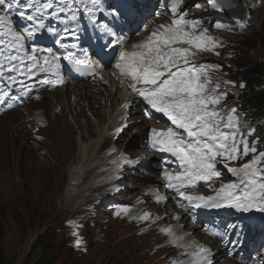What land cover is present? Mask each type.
Instances as JSON below:
<instances>
[{
	"label": "snow or ice",
	"instance_id": "6c2138e0",
	"mask_svg": "<svg viewBox=\"0 0 264 264\" xmlns=\"http://www.w3.org/2000/svg\"><path fill=\"white\" fill-rule=\"evenodd\" d=\"M205 3L220 13L236 7L234 0H205ZM125 5L127 11L123 6L109 5L112 9L110 26V23L98 22L96 13L102 10L101 0H23V3L22 0H0V81L4 82V86H0V105L6 103L11 108L14 102H22L32 91L19 77L46 85L62 84V60L77 69L97 74V66L87 54L78 57L73 51H67L61 57L53 48L27 45L37 33L46 29L56 37L54 44L59 48L75 49L77 43L63 42L66 38L78 39L76 30L67 25L86 16L93 25L98 24V31L109 38L108 44L119 48L113 74L128 81L130 95L143 105L142 114L151 119L153 113H159L170 122L171 126L166 129L151 128L147 146L175 158L177 169L165 167L161 177L164 187L178 198L177 206L193 218L199 209L264 214V150H259L260 137L253 138L257 129L239 115L238 105L224 104L229 93L221 90L222 86H235L236 82L213 77L211 73L218 70L219 65L195 60L200 53L219 55L216 49L223 47L222 42L209 34L210 29L202 19L190 16L185 0H157L158 10L154 15L164 16L168 22L155 25L129 50L124 47L127 40L115 21L130 15L132 10L137 15L142 13L138 0H125ZM193 7L200 9L203 5L195 2ZM16 18L28 23L18 26ZM45 20H56L65 26L61 32ZM237 23L241 28L246 26L242 20ZM213 26L217 30L229 27L219 22ZM39 74H43V79ZM15 85L19 87L14 93ZM240 87L245 85L241 83ZM35 98L40 99L39 96ZM121 107L131 110L133 101H126ZM112 163L119 168L139 161L121 154ZM221 164L232 178L228 182L222 180ZM216 184L219 186L215 187ZM199 186L209 188L211 194H193L191 190ZM152 195L157 202L168 200L158 191ZM116 209L117 216L131 214L129 205H116ZM131 219L149 221L152 218L150 213L143 212L131 215ZM159 219L162 218H155ZM70 223L74 229L81 227L75 221ZM159 231L168 236L169 246L179 250V256L171 258L170 264H213L212 249L188 240V233L177 234L171 226L161 227ZM71 234L76 237L75 246L80 247L83 238L79 231L73 230Z\"/></svg>",
	"mask_w": 264,
	"mask_h": 264
},
{
	"label": "rangeland",
	"instance_id": "374dc122",
	"mask_svg": "<svg viewBox=\"0 0 264 264\" xmlns=\"http://www.w3.org/2000/svg\"><path fill=\"white\" fill-rule=\"evenodd\" d=\"M195 2L201 3L203 7H193ZM203 3L205 0H186V7L193 10L190 16L202 19L208 25V19L218 15L213 23L219 22L229 27L223 30L227 34H220L217 38L223 44V47L218 48L223 58L219 60L218 55H212L213 58L204 59L200 63L219 65L225 79L236 82L235 86H222L221 90L229 93L224 104L229 107L238 105L239 115L243 120L256 127L253 138L260 137L259 150H264V0L263 7L254 9L255 14H261V22L252 25L256 34L251 38L233 36L234 31L241 29L238 21L226 18L223 13L220 14ZM244 6L247 24L252 8L245 3ZM163 21L168 22L165 17ZM241 83L245 87L241 88ZM76 91L78 95L85 97L79 107L75 97L68 94V89L66 92L52 93L51 96L41 95L40 99H30L19 109L0 117V264L39 262L45 254L44 240L39 237L49 234L54 236L50 245L53 253L50 255L58 258L56 264H167L169 259L165 254L163 257L160 254L147 256L148 246L156 248L166 245L164 241H154L155 237L143 239L141 234L132 236L134 226H140L143 222L130 225L129 221L115 215L116 205L128 204L131 206V214L144 212L146 208L155 205L150 199L141 198L142 191L137 188V185L141 187L156 181V177L151 175L146 180L145 176L149 173L147 168L126 171L113 189L97 188L95 193L107 198L102 202L85 204L87 197L84 199L81 193L73 196L68 203L67 200L62 201L67 194L68 168L76 162L79 152L78 136H83V143L88 142L86 133L77 130L78 124H84L88 118L95 122V113H102L101 99L97 96L101 92L100 87L91 83ZM67 94L68 100H65ZM57 101H61V105ZM257 110L261 113L255 117ZM134 117L136 120L140 118L137 113ZM33 118L38 124L35 129L28 125L29 119ZM113 126L107 143L101 150L107 152L115 145L126 148L128 140L132 139L135 146H128L127 150L140 152L137 150L140 140L136 135L137 131L143 130L142 124L122 137L115 136V139L112 136ZM59 129L66 134V138L62 137ZM113 157L115 155H109L96 162L87 174L86 181L95 175L99 166L112 161ZM153 163L155 161L149 165ZM219 167L224 173V182L232 179L222 164ZM116 188L120 191H115ZM209 190L207 187L202 188L200 194L203 191L210 193ZM113 193L116 195L109 199ZM135 195V198L141 199L142 204L128 203L135 200ZM164 203L163 201V205ZM195 216L196 214L194 218ZM72 221L81 227L74 229L70 223ZM238 223L241 222H235V225ZM244 225H248L247 231ZM73 230L79 231L83 238L80 247L75 246L76 237L71 234ZM243 231L249 234L247 221L240 224L239 237ZM240 248L241 246L236 249V253ZM169 250L167 247L166 251ZM261 260H264V248L261 250Z\"/></svg>",
	"mask_w": 264,
	"mask_h": 264
},
{
	"label": "bare ground",
	"instance_id": "6f19581e",
	"mask_svg": "<svg viewBox=\"0 0 264 264\" xmlns=\"http://www.w3.org/2000/svg\"><path fill=\"white\" fill-rule=\"evenodd\" d=\"M242 1L246 5L248 4L250 8H252L251 18L249 20V23H247L245 27L237 31H234L233 36H240V37L246 36L248 38H251L254 34H256V30L252 27V25H255L261 22V14L260 13L255 14L254 9L255 7H259V6L263 7L262 0H242ZM185 3H186V0H185ZM188 9H189V14H190L193 10L190 9L189 7ZM222 15L224 16V14ZM217 17L218 15H215V16H212L213 19L212 18L208 19V25L204 23L205 27H208L210 29L209 34L214 36L216 39L219 37L220 34L222 35L227 34L223 30H217L214 28L213 21ZM159 23H166V21L163 22V20L160 19L159 22L153 24V27ZM151 30H147L146 33L150 32ZM125 48L130 50L131 44L126 45ZM216 51L220 53L218 56H219V60H221L223 58V54L221 53V50L217 48ZM212 55H216V54L211 53V52L200 53L195 58V60L197 63H200L204 59L213 58ZM211 64H215V63H211ZM211 75L213 77L220 78L221 80H226L222 74V71H220L219 69L211 73ZM107 81L109 82L108 85L105 86L102 84L101 88L103 91H101L97 95L101 99L102 113L100 112L95 113L97 115V116H94L97 118L95 122H91L90 118H88L86 119L87 121L84 124H81V125L78 124V127H77L78 131H80L81 133L82 132L86 133V136L88 137V142L83 143V136L82 135L78 136L79 152H78L77 159L75 162L76 164L75 163L71 164L68 168L69 181L67 183V188H66L67 194L62 200V201L67 200V203L68 201L73 199V196L79 193L83 195L84 199L87 197L84 201L86 202L85 204L91 205L93 203L102 202L106 200L107 198H105L103 194H96L95 191L99 187L113 189L116 185L119 184V179L122 174L121 172H119L120 170L115 169L113 167L114 164L112 163V161L118 159V157L121 154L128 155L131 159H135V158L138 160L140 158L147 159L145 156L141 155L143 154L141 152L137 153V152H133L132 150L131 151L127 150L128 146H132V147L135 146L132 142V139L128 140V146L126 148H124L123 145L122 146L115 145L113 146V148H111L107 152H104L103 150H101L107 143V140L109 138V133H111L112 125H114L113 126L114 133L112 135L114 138L115 136H118V137L124 136L127 132L134 130L136 126H140L141 124V123H136L135 125L130 124V125H127L126 128H124V125L127 124L126 121L128 119L126 116L121 118L118 125L117 123H114L116 119V112L118 108L120 107V102L121 101L123 102L127 99V93L126 91L121 90L120 85L114 79L112 78L107 79ZM68 89H69L68 94L75 97L76 105L79 107L80 104L85 101L84 100L85 97H83L81 94L78 95L76 90L79 88L76 86L64 88L60 90V92H66ZM68 94L65 96V100H68ZM49 95L51 96L52 94H49ZM94 95L96 96L95 93ZM56 103L61 105V101H57ZM83 116L84 114L82 113V117ZM28 125L31 127V129H35L38 124H37L36 119L33 118V119H29ZM169 126L171 125H170V122L167 121V118L163 117L162 114L156 113V118L154 122L148 123L145 127H143V131L146 135H149L151 134L150 130L153 127L160 130V129H166ZM122 128H123V131H121ZM58 131L60 132L63 138H66L65 133H63L60 129ZM92 136L95 138H93ZM112 149H115L116 151L112 152L111 151ZM109 155H115V158L113 157L114 159L112 158V161H109L99 166L96 172L94 173L95 175L89 181L87 180L88 181L87 182L86 176L90 172L92 167L95 165V163L98 162L99 160L105 159ZM150 163H152V160L150 161ZM154 165H155L154 167H152L153 164L147 165V172L149 173L145 176V178L146 180H148L150 175L152 177L154 176L156 177L155 179L156 181L153 183L162 184L164 181L162 177L160 176L161 174L158 171V165L157 164H154ZM166 165L167 167H169L170 170L177 169V165L174 164L173 160H170ZM127 170L128 169H125V172ZM116 177H119V179H117ZM99 185H102V186H99ZM152 185L153 184L143 185L141 187L137 185V188L139 189V191H142V194H143V192L146 189L150 188ZM82 186H85V187L88 186V188L86 189ZM198 188H206V187L199 186ZM87 190H89V192H87ZM165 192H166V195L169 196V198L172 201L168 203V205L167 204L166 205L155 204L154 206L151 205V207L146 208L144 212L150 213L151 218H152L149 221H138V220L131 219V215H139V214H142L143 212L133 213L128 216L122 214L120 215V217L129 221L130 225H137L138 223L143 222V224H141L140 226H134L135 231L133 232L132 236H134L135 234H141L143 235V239H151L152 237H155L154 241L156 240L164 241L166 245H159L156 248H153L152 245L148 246L147 256H158L160 254V257H163L162 255L165 254L169 259L168 260L169 262L167 264H170L171 258H175L179 256V250L174 246L168 245L167 243L169 239L168 236L164 233H161L159 229L162 226H171L177 234L192 233L193 238H189V235H188L187 239L195 240L196 242L199 240L202 241V238H201L202 229L198 228L193 223V221L197 220L196 216L193 219L192 216H190L183 208L177 206V200L175 198L173 199L172 197L173 192L169 191L168 189ZM196 193L198 192H193V194H196ZM203 194L208 195L209 193L203 192ZM115 195L116 193H113L108 198L112 199V197H114ZM135 197L136 195L133 196V199H135L134 201L132 202L129 201L128 203L142 204L141 199L135 198ZM84 202L82 204H84ZM205 211H208V209H206ZM195 214H196V211H195ZM174 216H179L180 219L179 220L173 219ZM156 217H161L162 219L155 220ZM242 221L244 222L247 221L249 226L252 227L254 231L264 232V214L256 212V211L251 212V213H239V217L236 218V222L242 223ZM167 247L170 248L169 251H166ZM213 264H216V263H213ZM226 264H230V263H226Z\"/></svg>",
	"mask_w": 264,
	"mask_h": 264
},
{
	"label": "trees",
	"instance_id": "16d2710c",
	"mask_svg": "<svg viewBox=\"0 0 264 264\" xmlns=\"http://www.w3.org/2000/svg\"><path fill=\"white\" fill-rule=\"evenodd\" d=\"M261 112H258L255 117H257V115H260ZM47 237H49V239H47ZM40 240H44L43 246H44V251L45 254L43 255V257L41 258V260L35 264H56V262L58 261V258L56 256H54L53 254L50 255V253H53V248L50 246L51 243L54 240V236L53 234H49L48 236H40L39 237ZM42 238V239H41ZM47 239V240H46ZM46 240V241H45Z\"/></svg>",
	"mask_w": 264,
	"mask_h": 264
},
{
	"label": "water",
	"instance_id": "95a60500",
	"mask_svg": "<svg viewBox=\"0 0 264 264\" xmlns=\"http://www.w3.org/2000/svg\"><path fill=\"white\" fill-rule=\"evenodd\" d=\"M236 7L225 12V15L230 19H238L244 22L247 21V11L241 0H234Z\"/></svg>",
	"mask_w": 264,
	"mask_h": 264
}]
</instances>
